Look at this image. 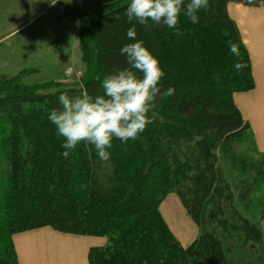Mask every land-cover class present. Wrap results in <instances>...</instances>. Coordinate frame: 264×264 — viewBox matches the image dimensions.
I'll return each instance as SVG.
<instances>
[{
  "label": "trees",
  "instance_id": "trees-1",
  "mask_svg": "<svg viewBox=\"0 0 264 264\" xmlns=\"http://www.w3.org/2000/svg\"><path fill=\"white\" fill-rule=\"evenodd\" d=\"M128 3L123 0L96 13L91 52L99 73L96 75L93 65L88 64L81 81L90 95L103 94L100 83L103 76L126 66L120 48L132 42L126 31L136 23H130L125 14ZM230 3L264 8V0H209L207 10L199 13V23H191L181 13L177 24L183 32L180 36L163 25L136 23V39L142 40L158 58L164 71L160 83L163 88L172 86L174 94L157 97L155 115L136 139L127 143L113 139L106 161L114 166L113 192L100 189L95 185L93 173L89 176V160L94 165L102 162L91 145L81 142L68 157L62 155L63 137L57 136L55 126L47 119L48 111L58 107L56 97L60 93L39 97L31 88L12 87L13 94L7 95L11 87L0 89V122L10 123L3 142L10 176L5 198L0 203V264H19L9 236L43 227L74 235L105 237V247L90 250V264H221L225 254L223 236L231 237L229 228L220 226L218 234L215 227L223 214L220 204L227 201H221L225 183L218 187L220 171L214 168V158L207 152L209 167L205 175L192 179L191 175L180 173L179 152L177 156L174 154L173 143L194 139L190 131L185 134L181 128L188 125L193 130L197 125L199 130L195 128L194 134L204 135L211 149L225 145L239 149L248 144L252 154H244L245 160L248 165L256 166L251 168L249 185L239 203L251 201L252 194L264 185V154L255 147L250 124L234 102V94L253 90L255 81L250 53L229 13ZM228 41L237 44L239 56L229 52ZM84 44L89 48L86 40ZM237 61L242 65L238 72L232 67ZM177 132L184 139L175 135ZM241 170L234 167L237 185L234 189L239 186ZM251 172H255L254 177ZM221 178L224 181L222 175ZM170 193L180 197L200 230L196 241L186 249L159 211L161 202ZM205 202H212L211 206L218 208L208 217L212 220L215 215L212 222L202 221L203 209L210 206ZM229 202L232 211L238 213L233 200ZM263 205L264 201L260 207ZM223 221L242 223V229L244 225L245 231L251 232L255 242L261 245L263 232L250 214H241L234 221L225 216ZM204 224L212 226L211 232L203 228ZM242 229L233 226L232 232L236 234ZM204 250L207 253L202 256L200 252ZM242 258L245 264H253L248 255Z\"/></svg>",
  "mask_w": 264,
  "mask_h": 264
},
{
  "label": "rangeland",
  "instance_id": "rangeland-1",
  "mask_svg": "<svg viewBox=\"0 0 264 264\" xmlns=\"http://www.w3.org/2000/svg\"><path fill=\"white\" fill-rule=\"evenodd\" d=\"M121 1L123 0H0V89L11 87V92H8L7 95H12L14 92L12 87L31 88L33 94L39 97L56 95L69 90L80 93L85 92L81 85L82 78L88 70V64L91 67L93 65L94 69L96 66L93 60L94 53L91 52V48L94 47L91 33L94 30L95 24L93 22L96 13L107 7H113ZM259 8L262 10V15L264 8ZM250 9L257 10L258 7ZM84 40L88 43L89 48L85 46ZM95 71H97V75L99 73L98 69L96 68ZM147 115L149 119L153 117L155 115L154 109H150ZM1 120L3 121V119ZM1 124L0 203L5 198L10 176V165L3 143L8 135L10 123ZM195 128L196 131L199 130L197 125L194 126ZM181 130L185 134L190 131L194 139L173 143L176 151L174 154L177 156L179 152L180 173H187V175H191L192 179L205 175L209 167L206 160L208 153L214 158V168L218 167L225 181L222 180L219 174L218 187L225 183L222 186L221 201H227L220 204L223 208V214L216 221L215 224H218V226L215 227H218L216 229L218 234L220 233V226L225 230L229 228L227 231L231 236L222 235L224 237L223 252L225 254L221 264H245L242 258L243 255H248L253 264H264V234L260 245L259 242H255L256 237L251 232L246 230L248 235L246 234V228L243 225L242 229V223L232 224L233 222H228L230 223L228 225L226 221H223L225 216L234 221L241 214L245 216L250 214L263 232L264 205L260 207V204L264 201V185L260 186L261 190L259 192L252 194L251 201L239 203V198H242L247 185H249V173L256 166L248 165L245 160L246 156L244 154H252L249 150L251 148H247L248 144H244L239 149L233 145L211 149L210 142L201 133V135L194 134L195 132L188 125L183 126ZM180 132L175 135L184 139ZM249 133H251V129ZM251 135L253 134L251 133ZM201 140L204 141L201 142L203 144L199 143ZM253 154L256 160L259 159L260 156L257 153ZM181 158L182 161H180ZM185 160L187 161L184 162ZM231 163L235 165L232 166ZM235 166L242 169L239 174L237 189H234V186H237L235 184V173L233 172ZM88 167L91 169L89 176H92L93 173L95 178V185L105 192H113L115 189L113 184L114 166L106 161L94 165L89 160ZM254 173L251 172L252 177H254ZM184 182L187 183L188 181ZM190 185L192 186V184ZM99 188L96 189L99 190ZM232 200L236 204L238 213L232 211L229 202ZM206 203L210 206L203 209L202 221L212 222L215 215L212 220H209L208 217L211 216V213L215 214V210H218V208L214 209L211 206L212 202H205L204 204ZM233 226L242 230H238L234 234L232 232ZM211 227L210 224L203 225L204 229L210 230L209 232H211ZM244 231L245 236L241 238ZM13 237L14 235L9 236L8 240L10 245V240H12L14 246ZM204 253L207 252L205 250L203 253L200 252L202 256ZM1 255L2 251H0Z\"/></svg>",
  "mask_w": 264,
  "mask_h": 264
},
{
  "label": "clouds",
  "instance_id": "clouds-1",
  "mask_svg": "<svg viewBox=\"0 0 264 264\" xmlns=\"http://www.w3.org/2000/svg\"><path fill=\"white\" fill-rule=\"evenodd\" d=\"M208 6L209 0H129L125 14L130 23L152 22L180 36L183 32L177 24L181 13L196 24L200 22V11ZM136 23L126 31L132 42L120 48L126 66L103 76V94L61 92L56 97L58 107L48 111L47 119L55 126L57 136L63 137L64 157L83 142L95 149L101 161H107L113 139L122 143L136 139L151 123L147 114L155 108L157 97L174 94L172 86L163 88L160 83L164 71L158 58L142 40L136 39ZM227 47L233 56H239L237 44L228 41ZM232 67L238 72L242 65L237 61Z\"/></svg>",
  "mask_w": 264,
  "mask_h": 264
},
{
  "label": "crops",
  "instance_id": "crops-1",
  "mask_svg": "<svg viewBox=\"0 0 264 264\" xmlns=\"http://www.w3.org/2000/svg\"><path fill=\"white\" fill-rule=\"evenodd\" d=\"M236 6L255 11V17L258 14L254 31L245 28L252 38L246 36L239 26L240 20L231 14L230 8L232 7L236 15ZM228 9L237 22L250 53L255 81L253 90L235 93L234 102L243 118L250 124L255 147L264 154V13L261 15L262 10L259 7L258 12L256 9H250L237 3H231ZM159 211L183 248H188L196 241L200 233L199 227L190 217L176 193H170L161 202ZM262 228L264 234V227ZM13 242L19 264H90V250L105 247L107 239L100 236L62 233L50 227H43L15 234Z\"/></svg>",
  "mask_w": 264,
  "mask_h": 264
},
{
  "label": "bare ground",
  "instance_id": "bare-ground-1",
  "mask_svg": "<svg viewBox=\"0 0 264 264\" xmlns=\"http://www.w3.org/2000/svg\"><path fill=\"white\" fill-rule=\"evenodd\" d=\"M236 8H237L236 15H234L233 8L232 7L230 8L231 14L235 16V18L240 20L239 26L244 31V33H246V36L251 37V34L247 32L245 28L247 27L250 28L252 31H254L255 26L257 25L256 19L258 18V14L255 17V13H256L255 11L253 12L250 10H245L242 6H236ZM255 38L256 36L254 37V39Z\"/></svg>",
  "mask_w": 264,
  "mask_h": 264
}]
</instances>
